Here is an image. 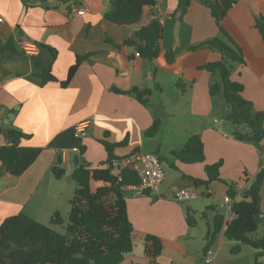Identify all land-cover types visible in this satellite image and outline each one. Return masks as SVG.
<instances>
[{
    "label": "crops",
    "instance_id": "crops-1",
    "mask_svg": "<svg viewBox=\"0 0 264 264\" xmlns=\"http://www.w3.org/2000/svg\"><path fill=\"white\" fill-rule=\"evenodd\" d=\"M179 1L157 0L155 5L145 8L140 22L122 26L104 19L109 0H0L3 19L0 21V132L21 131L26 135L20 145L42 148L38 158L19 176L8 172L0 160V224L19 213L50 224L54 213L59 212L66 228L70 200L76 188L70 177L72 172H68L74 160L72 155L80 153V162L97 167L108 157L102 143L106 140L121 143L114 148L120 159H115L113 172L121 178L134 228L133 250L125 255L122 264H206L207 235L214 228L216 215L223 214L226 218L228 213L224 197L232 185L230 178L235 175L229 172L231 166L224 168L223 164L220 180L208 187L198 186L199 196L180 205L172 200L170 190L192 184L185 176L206 179L205 165L212 162L207 161V156L202 163L170 160L174 173L170 178L166 172L157 192L140 191L139 169L130 157L138 150L155 152L158 144L159 150L163 147L156 136L146 137L145 130L156 117L179 113L181 103L184 107L189 105L193 112L195 108L209 116L210 110L201 106L208 105L215 97L210 94V85L217 75L204 65L220 60L221 54L207 46L198 49L192 46L222 36L223 32L232 38L245 60L234 68L232 79L244 84L242 94L256 110H264V37L256 26V19L264 17V0H206L212 2L218 18L205 0H190L186 13L181 15ZM71 4L86 6L87 11L75 14ZM153 19L163 20V49L157 58L148 59L138 56L137 45L126 40L134 38ZM23 40L56 49L51 70L60 81L67 78L77 55L91 53V56L80 63L66 87L58 81L40 85L32 75L37 70L33 60L46 63L50 60L49 51L39 47L38 54L28 55L21 47ZM166 51L175 54L173 63H168ZM135 87L151 89L148 104L141 103L130 91ZM168 88L173 91L171 103L176 104V109L169 112ZM83 120H89L90 126L87 135L81 138L75 135V125ZM214 122L220 123L217 119ZM206 131L192 129L187 137L191 134L205 137ZM217 132L223 136L222 130ZM184 144L172 143L169 154ZM74 147L79 151H73ZM64 150L68 151L66 157ZM54 166L64 167L65 175L55 177ZM254 179L255 176L250 178L246 174L245 183L236 182L233 201L243 198ZM99 185L92 181L93 189ZM260 196L264 214V183ZM207 207L210 213L205 221L194 218L193 225L184 223L188 212L195 217ZM262 220L264 226V216ZM147 234L162 240L163 249L157 262L151 261L145 252ZM263 234L264 231L260 237ZM232 242L224 230L216 236L211 246L216 260L211 264H221L220 257L226 259ZM257 252L256 249L253 259L246 264H255ZM259 260L264 264V255Z\"/></svg>",
    "mask_w": 264,
    "mask_h": 264
},
{
    "label": "trees",
    "instance_id": "trees-1",
    "mask_svg": "<svg viewBox=\"0 0 264 264\" xmlns=\"http://www.w3.org/2000/svg\"><path fill=\"white\" fill-rule=\"evenodd\" d=\"M205 2L218 18L219 13L212 2ZM156 3L157 0H109V9L105 12L104 19L117 25L133 26L140 22L145 8ZM189 3L190 0L179 1L181 15L186 13ZM256 26L264 37V17L256 19ZM162 38V23L159 19H153L137 31L134 38L127 39L126 42L135 43L142 56L155 59L163 49ZM204 46L221 54L220 60L206 63L204 68L217 75L210 85V94L214 97L222 93L230 113L234 116L232 122L236 129L233 136L241 141L259 143L264 137V110H256L253 103L242 94L244 84L232 79L234 68L245 63L241 50L226 32H223L222 36L192 46V49ZM39 47L48 49L50 54V60L46 63L39 62L36 58L33 60L37 70L32 75L38 78L40 85L58 81L62 87H66L80 63L91 56V53L77 55L67 78L60 81L51 70L57 55L56 49L45 44H40ZM166 59L168 63H173L175 54L166 51ZM130 91L141 103L148 104L151 89L141 90L135 87ZM162 121L161 116L156 117L153 124L145 130L146 137H155L162 127ZM4 134L12 144L0 146V160L8 172L19 176L38 158L42 148L20 145L21 138L26 135L21 131L8 129ZM102 143L108 152L106 162L97 167H88L82 160L70 175L76 183V188L70 200L65 233L51 226L64 224L59 212L54 213L50 224L41 223L24 213L9 216L0 224V264H122L125 255L133 250L134 228L129 218L122 182L113 172L116 167L115 159H120L114 153V148L121 143L115 144L106 140H102ZM159 148L158 144L156 153H159ZM170 155L186 164L204 162L206 153L202 137L199 134H191L186 143L179 149H173ZM222 166L223 160L206 164V179L185 177L196 186L208 187L211 182L221 179ZM52 170L57 178L64 176L66 172L65 168L60 166H54ZM92 181H97L100 185L93 189ZM263 183L264 165L255 175L254 182L243 194V198L233 201L232 218L227 221L223 214L216 215L214 228L207 235L205 252L211 248L216 236L224 230L225 236L236 242L231 247V253L238 254L244 245H250L258 250L255 264H263L259 258L264 255V234L260 238L252 236L262 222L260 192ZM236 194L237 191L231 186L228 195L234 198ZM187 222L190 225L195 223L193 215L189 212ZM162 249L161 238L147 234L145 252L151 261L157 262Z\"/></svg>",
    "mask_w": 264,
    "mask_h": 264
},
{
    "label": "rangeland",
    "instance_id": "rangeland-1",
    "mask_svg": "<svg viewBox=\"0 0 264 264\" xmlns=\"http://www.w3.org/2000/svg\"><path fill=\"white\" fill-rule=\"evenodd\" d=\"M167 93L169 94L170 99H168L167 101L166 109L169 112L176 109V104L175 102L171 103V100H173V91L168 88ZM201 109L210 110L209 116H207L205 112L200 114L199 111L195 108V112H193L191 111L189 105L184 107L183 103H181V110L179 113L174 112V115H169L167 113H165V115H161L163 120L162 127L156 137L163 146L159 150V154L161 156L165 171L169 173V177L171 178V174L174 173L170 166V160H174L177 162V160L169 154L170 145L172 143L175 145H178V143H186V141L190 137H187V135L191 133L190 131H192V129H196L200 132H204V130H207L205 137H203V134L200 133L205 142L207 161L208 159H210L212 161L211 164H213L219 160H223L224 168H229L231 166L229 172L235 174L233 178H230V181L232 183L231 186H233V188L236 187V182L238 181H240L242 184L245 183L246 174H248V177L250 178L254 177L259 171L261 164L264 163L263 140H261L259 143L246 142L238 140L233 136V132L236 129V126L231 120H228L227 118V116L230 114V108L225 102L221 92L216 94V96L212 99V102H210L208 105L201 106ZM174 116L175 119H173ZM215 119H217V121H219L220 123H215ZM218 129L224 132L223 136L219 135V133L217 132ZM178 139L179 141H177ZM148 149L153 150L155 148ZM241 161L244 162V164L241 163ZM227 179L228 178H224V181H226ZM162 187H164V184L162 185ZM172 192L173 190H170L169 193L171 194ZM150 196H153V194H151ZM172 200L176 204L182 205V203L174 199ZM209 213L210 210L209 207H207L198 215H195L194 218L199 221H205L207 217L206 214ZM184 223L187 225L186 219L184 220ZM51 226L53 227V229L61 233H65L66 231L65 224H54ZM204 227L206 228V226ZM263 231L264 226L261 222L257 231L252 233V236L254 238H258L263 233ZM235 243V241L232 242L230 251L231 247ZM244 246H246V249H244L242 254L237 255L231 252H227L226 259L222 258L221 260L220 257L219 262L221 264H246L248 261L253 259L252 256L255 255L256 249L250 245Z\"/></svg>",
    "mask_w": 264,
    "mask_h": 264
},
{
    "label": "built area",
    "instance_id": "built-area-1",
    "mask_svg": "<svg viewBox=\"0 0 264 264\" xmlns=\"http://www.w3.org/2000/svg\"><path fill=\"white\" fill-rule=\"evenodd\" d=\"M70 9L75 14H84L87 11L86 6H78L76 4H71ZM3 19L0 18V21ZM162 23V19H160ZM21 47L24 52L28 55H35L39 52V46L31 41V40H23L21 42ZM137 55L140 56V52H137ZM90 126L89 120H83L78 122L75 125V135L78 137H85L88 133V129ZM12 141L5 136L4 133L0 132V146L10 145ZM73 151L78 152L79 148L74 147ZM63 155L66 157L68 155V151L64 150ZM131 161L137 165L140 173V191L149 190L150 192H157L160 185L166 178V171L163 167L162 159L159 154L154 151H135L130 157ZM117 175V174H116ZM118 176V175H117ZM119 177V176H118ZM121 180V178L119 177ZM207 193H210V190H206ZM198 186L194 184H189L186 186L177 187L173 191L172 199L178 202H187L199 196ZM224 200L228 206V213L226 215V220H230L233 216L232 204L233 199L229 195L224 197ZM263 212L261 213V217H263ZM216 260V252L212 248H209L204 253V261L206 264L214 263Z\"/></svg>",
    "mask_w": 264,
    "mask_h": 264
},
{
    "label": "water",
    "instance_id": "water-1",
    "mask_svg": "<svg viewBox=\"0 0 264 264\" xmlns=\"http://www.w3.org/2000/svg\"><path fill=\"white\" fill-rule=\"evenodd\" d=\"M15 109H16V108H15ZM13 116H14L13 113L9 114V117L12 118ZM227 118H228V120L233 121L234 116L230 113V114L227 116ZM72 156L74 157V160H73V162H72L71 167L68 169V172H69V173L73 172L74 169L77 168V167L80 165V157H81V156H80V153L73 154Z\"/></svg>",
    "mask_w": 264,
    "mask_h": 264
}]
</instances>
